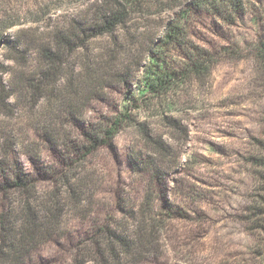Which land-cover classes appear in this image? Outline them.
Segmentation results:
<instances>
[{
    "label": "trees",
    "instance_id": "obj_1",
    "mask_svg": "<svg viewBox=\"0 0 264 264\" xmlns=\"http://www.w3.org/2000/svg\"><path fill=\"white\" fill-rule=\"evenodd\" d=\"M61 3L53 9L62 7ZM69 3L82 4L76 14L48 31L24 27L19 20L0 23L2 56L11 63L0 62V117L14 116L12 97L27 104L34 139L21 142L23 153L38 163L44 143L57 151L58 167L40 170L61 187L42 198L37 179L16 158L18 141L11 139L6 125L0 126V264H33L44 245L55 237L65 238L59 203L62 193L69 194L75 204L80 202L79 163L112 145L128 127L139 128L151 152L131 161L137 173H149L142 199L131 210H122V218L89 226L79 239L70 240L69 264H137L152 248L163 224L187 216L166 200L160 188L173 159L172 148L150 134L135 113L141 105L170 96L193 74L208 72L211 56L192 41L196 25L204 26L206 20L234 24L245 8L243 0ZM176 6L180 9L175 12ZM138 19L146 23L136 25ZM8 29L16 30L2 37ZM99 39L104 42L96 50L91 45ZM256 50L264 62V39L257 42ZM114 86L122 92L118 110L97 125L83 120L90 104ZM67 126L78 129L79 143L72 140Z\"/></svg>",
    "mask_w": 264,
    "mask_h": 264
},
{
    "label": "rangeland",
    "instance_id": "obj_2",
    "mask_svg": "<svg viewBox=\"0 0 264 264\" xmlns=\"http://www.w3.org/2000/svg\"><path fill=\"white\" fill-rule=\"evenodd\" d=\"M61 2L0 0V23L19 20L24 27L48 31L76 14L82 4ZM243 2L244 12L234 24L206 20L192 30L193 43L211 56L208 72L193 74L170 96L141 105L135 113L150 134L172 148L173 159L160 188L168 202L187 214L163 224L137 264H264V62L256 50L257 42L264 39V0ZM58 3L62 7L53 9ZM15 30L8 29L2 37ZM103 42L99 39L91 46L98 50ZM3 51L0 46V62L11 64ZM30 60L34 71L35 56ZM4 79L8 81L7 75ZM121 98L118 87L110 88L104 98L90 104L83 120L97 125L118 110ZM10 102L14 116L0 117V126L6 125L11 139L16 138V158L37 179L40 196L48 197L61 187L40 169L58 167L59 154L46 143L38 163L23 153L21 142L34 139L27 104L17 96ZM67 130L79 143L78 129L67 126ZM150 153L139 128L128 127L112 145L80 162L81 203L75 204L65 193L59 203L65 238L55 237L44 245L33 264H69L70 240L79 239L87 227L120 219L122 210L139 205L149 173H137L131 161Z\"/></svg>",
    "mask_w": 264,
    "mask_h": 264
}]
</instances>
